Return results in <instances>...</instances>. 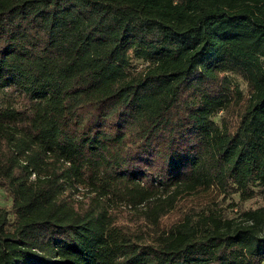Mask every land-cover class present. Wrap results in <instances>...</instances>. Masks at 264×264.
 <instances>
[{
	"label": "trees",
	"instance_id": "trees-1",
	"mask_svg": "<svg viewBox=\"0 0 264 264\" xmlns=\"http://www.w3.org/2000/svg\"><path fill=\"white\" fill-rule=\"evenodd\" d=\"M0 264H264V0H0ZM122 214V219L118 217Z\"/></svg>",
	"mask_w": 264,
	"mask_h": 264
},
{
	"label": "rangeland",
	"instance_id": "rangeland-1",
	"mask_svg": "<svg viewBox=\"0 0 264 264\" xmlns=\"http://www.w3.org/2000/svg\"><path fill=\"white\" fill-rule=\"evenodd\" d=\"M6 205L2 191H0V206ZM203 206H209L210 208H216L218 210L228 213L230 216H237L239 210H246L249 208H257L264 206V194H259L252 200L245 203H240L237 196H231L228 199H222L215 192L207 195H192L189 197L181 198L176 208L167 215L162 224L168 226L170 223L179 220L188 208L200 209ZM118 217L122 219V214H118Z\"/></svg>",
	"mask_w": 264,
	"mask_h": 264
}]
</instances>
